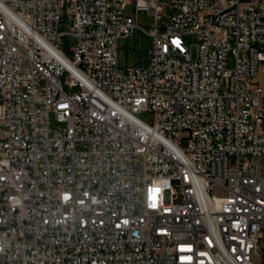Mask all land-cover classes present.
I'll return each mask as SVG.
<instances>
[{"label":"built area","instance_id":"obj_1","mask_svg":"<svg viewBox=\"0 0 264 264\" xmlns=\"http://www.w3.org/2000/svg\"><path fill=\"white\" fill-rule=\"evenodd\" d=\"M262 63L264 0H0L4 264H263Z\"/></svg>","mask_w":264,"mask_h":264},{"label":"rangeland","instance_id":"obj_2","mask_svg":"<svg viewBox=\"0 0 264 264\" xmlns=\"http://www.w3.org/2000/svg\"><path fill=\"white\" fill-rule=\"evenodd\" d=\"M131 6L127 9V14H129ZM140 26L146 30H151L150 24L152 23V18L147 16L144 13H141L138 17ZM166 19H163L160 22V25L163 27ZM163 31V30H161ZM187 45L191 48L193 56L196 53V45L198 39L195 35H187L184 37ZM149 48H150V39L143 34L141 31L137 33L134 38L129 41H121L119 49V64L121 70L125 69L126 66H143L148 64L149 57ZM230 65H233L230 62ZM259 80L260 84L264 86V63L260 65L259 70ZM140 117L148 123H153L154 116L152 113L143 112L140 114ZM183 146L186 145V141H183ZM0 264H4L2 257H0Z\"/></svg>","mask_w":264,"mask_h":264},{"label":"snow or ice","instance_id":"obj_3","mask_svg":"<svg viewBox=\"0 0 264 264\" xmlns=\"http://www.w3.org/2000/svg\"><path fill=\"white\" fill-rule=\"evenodd\" d=\"M67 198V197H66Z\"/></svg>","mask_w":264,"mask_h":264},{"label":"water","instance_id":"obj_4","mask_svg":"<svg viewBox=\"0 0 264 264\" xmlns=\"http://www.w3.org/2000/svg\"><path fill=\"white\" fill-rule=\"evenodd\" d=\"M264 264V263H263Z\"/></svg>","mask_w":264,"mask_h":264}]
</instances>
